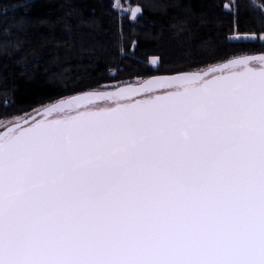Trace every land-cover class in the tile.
Returning <instances> with one entry per match:
<instances>
[{"label":"snow or ice","instance_id":"obj_1","mask_svg":"<svg viewBox=\"0 0 264 264\" xmlns=\"http://www.w3.org/2000/svg\"><path fill=\"white\" fill-rule=\"evenodd\" d=\"M33 112L0 123V264H264V51Z\"/></svg>","mask_w":264,"mask_h":264},{"label":"trees","instance_id":"obj_2","mask_svg":"<svg viewBox=\"0 0 264 264\" xmlns=\"http://www.w3.org/2000/svg\"><path fill=\"white\" fill-rule=\"evenodd\" d=\"M229 2L130 0L143 7L133 23L112 10L113 0H0V120L134 75L196 70L264 51L259 41L228 39L234 21L240 33L264 31L251 0H237L238 16L225 10Z\"/></svg>","mask_w":264,"mask_h":264},{"label":"rangeland","instance_id":"obj_3","mask_svg":"<svg viewBox=\"0 0 264 264\" xmlns=\"http://www.w3.org/2000/svg\"><path fill=\"white\" fill-rule=\"evenodd\" d=\"M113 2H116V0H113ZM120 3L121 4H123L125 7H127L129 4H130V0H120ZM153 58H157L158 60H159V58L158 57H153ZM155 66V65H154ZM40 108H38V110H39ZM29 114V113H28ZM32 114V113H31ZM31 114H29V115H31ZM21 116H24V115H20V116H14V117H12V118H17V117H21ZM12 118H8V119H12ZM3 122H5V119H2V120H0V123H3ZM0 130H2V129H0Z\"/></svg>","mask_w":264,"mask_h":264},{"label":"water","instance_id":"obj_4","mask_svg":"<svg viewBox=\"0 0 264 264\" xmlns=\"http://www.w3.org/2000/svg\"><path fill=\"white\" fill-rule=\"evenodd\" d=\"M226 4H229V3H226ZM226 4H225V5H226ZM31 115H35V113H32Z\"/></svg>","mask_w":264,"mask_h":264}]
</instances>
